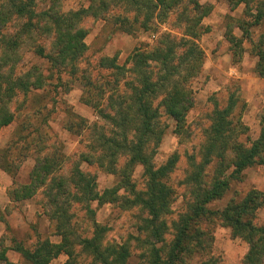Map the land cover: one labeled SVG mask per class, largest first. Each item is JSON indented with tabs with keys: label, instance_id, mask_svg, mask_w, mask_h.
Returning a JSON list of instances; mask_svg holds the SVG:
<instances>
[{
	"label": "trees",
	"instance_id": "16d2710c",
	"mask_svg": "<svg viewBox=\"0 0 264 264\" xmlns=\"http://www.w3.org/2000/svg\"><path fill=\"white\" fill-rule=\"evenodd\" d=\"M39 1L0 0V90L2 84H7V95L16 89L40 90L46 84L45 77L35 66L25 72L28 80L10 77L11 69L21 61L24 49L31 50L55 69L59 82H62V74L74 75L77 72L75 64L80 62L88 49L83 43L86 32L81 29V23L87 17L104 21L111 10L119 8L131 13L142 30L154 33L158 39L150 51H134L128 58L129 67L126 69L118 66L115 58L104 57L99 64L101 69L114 68L116 71L106 92L102 87L95 86L100 98L93 106L99 110V119L105 122L106 127L102 126V132L94 135L91 150L81 156L80 162L96 165L103 172L119 178L118 182L114 187L98 193L95 191V177L84 173L78 165L71 169L68 178L52 177L60 160L55 157L56 154L47 153L31 171L29 183L9 198L15 202L31 199L39 189L45 188V182L50 177L45 194H50L48 203L51 208L46 210L45 205L42 208L53 222L61 242L53 244L48 239L38 240L33 249L15 243L10 250L19 253L24 264H50L62 253L72 259L75 245L80 248V254L90 257L94 264H127L135 250H140L139 264H188L187 259L194 254L210 251L211 239L198 227L208 216H216L231 230L232 239L240 238L247 243L248 250L242 264H264V225L251 223L254 212L264 203L263 193L252 190L237 201L231 200L220 211L207 209L208 204L219 200L228 190L230 179H241L242 172L254 166L262 167L264 172V106L258 112L259 136L248 145L239 141L248 128L239 116L236 120L233 118L238 97L229 95L225 107H219L214 101V109L209 115L210 125L204 130L200 161L195 162L190 157L191 171L183 181L191 187L192 201L187 211L170 225L165 218L173 203L172 190L165 186L164 181L173 172L178 155H171L157 167L153 162L167 128V124L160 119L162 115L174 122L176 136H181L188 129L186 117L194 106L190 86L200 74L204 60L197 40L209 31L208 28L203 31L200 23L210 13V6H200L196 0L188 1L191 8L183 5L175 25L182 28V33L180 40H176L168 33L159 34L153 22L166 23L171 12L183 0H88L86 7L68 12L62 11V0H49L44 8L39 7ZM230 1L233 2L230 10L244 5V18L229 17L223 36L229 44L231 63H240L244 54L243 43L248 42L251 54L257 58L253 72L264 78V31L256 39L251 36V29L264 30V0ZM234 29L240 31V37L233 34ZM10 59L9 70L3 71V64L9 63ZM122 70L132 78L126 84L129 91L127 94H116V99H113L118 81L124 77ZM86 74L85 70L80 71L84 80ZM86 85L90 83L85 84L88 88ZM104 94H107L108 110L100 111ZM83 101L92 103L89 99ZM1 106L0 129L15 119L4 104ZM121 157H125L123 168H127L126 173L116 169V162ZM136 166L142 167L146 179L143 192L137 191L131 184ZM211 166L213 172L208 173L207 169ZM60 196H64L63 202ZM94 202L97 206L116 204L124 211L139 210L144 216L137 218L138 236L120 244L107 243L105 233L108 229L93 223L91 236L76 237L66 205H84L88 214L93 216L95 211L91 205ZM2 219L0 212V222ZM169 229L173 230L174 236L167 248L165 243ZM6 249L0 250V264H12L6 256ZM200 264L214 263L204 261Z\"/></svg>",
	"mask_w": 264,
	"mask_h": 264
},
{
	"label": "rangeland",
	"instance_id": "374dc122",
	"mask_svg": "<svg viewBox=\"0 0 264 264\" xmlns=\"http://www.w3.org/2000/svg\"><path fill=\"white\" fill-rule=\"evenodd\" d=\"M48 1L40 0L39 7H46ZM188 1L183 0L171 12L166 23L153 22V27L158 28L159 34L168 33L176 40H180L182 28L175 26L176 18L183 5L191 8ZM196 1L200 6H210L208 7L210 13L200 23L203 31L206 28L209 31L197 40L199 48L204 53V60L200 74L190 86L194 94V106L186 117L188 129L181 136H176L174 122L162 115L160 119L167 124V128L153 160L157 167L171 155H178L173 172L164 181L165 186L172 190L173 203L165 218L169 225L187 211V206L192 201L191 187L183 181L191 171L190 157L195 162L200 161L201 146L205 141L204 130L210 125L209 115L214 109V101L218 102L219 107H225L229 95L234 94V97H238L233 118L236 120L239 116L243 125L248 128L246 135L239 138L240 142L248 145L259 135L258 112L264 106V78H259L253 72L257 58L250 52V43H243L244 54L241 61L233 65L228 51L229 44L223 37L229 17L244 18V5L241 4L234 10H230L233 2L229 3L228 0ZM87 4L88 0H62L61 9L64 12L77 11L81 7H86ZM81 27L86 32L83 43L88 49L80 62L75 64L77 72L74 75L62 74V82H59L57 80L59 74L55 69L50 68L46 61L35 56L31 50L24 49L21 61L17 66L12 67L10 77L28 80L25 72L35 66L45 77L46 84L40 90L16 89L10 95H7L8 91L5 90L8 85H1L0 107L4 104L8 113L15 117L8 126L0 129V212L3 218L0 222V250L7 248L6 256L12 264H24L21 255L10 250L15 243H20L27 249H33L38 240L49 239V236L55 233L53 222L49 220L47 214H44L42 208V205L47 206L46 210L51 208L48 203L50 194H45L50 177L45 182V188L39 189L31 200L21 203L9 198V195L29 183L31 171L39 162L41 163L44 155L56 154L55 157L62 161V166L58 167L61 165L59 162L52 177L68 178L71 169L78 165L84 173L95 177V191L98 193H102L106 188L114 187L119 180L103 172L96 165L89 166L80 162L81 156L88 154L91 150L94 135L102 132V126L106 127L105 122L99 119V110L93 106L100 98L95 92V86L102 87L106 92L109 89V81L116 71L114 68L101 69L99 64L102 58L107 57L115 58L116 64L123 69L129 67V56L137 50L150 51L155 46L158 36L142 30L140 24L133 20L131 13H126L119 8L111 10L104 21L87 17L82 21ZM251 30L252 39H256L264 31L262 28ZM233 34L236 37L241 35L238 29H234ZM11 61L10 59L9 63L3 64V71L9 70ZM82 70L87 73L86 80L80 77ZM122 72L124 77L118 81V90L113 95V99L129 91L126 84L132 81V78L125 73V70ZM86 82L90 83L89 86L86 85L88 88H85ZM237 88L240 89L239 92ZM106 95L100 102V111L108 110ZM83 99H89L92 103L85 102ZM159 100L154 102V106ZM242 103L245 104L244 109ZM124 158L121 157L116 162V169L121 173L127 171L126 167L123 168ZM133 169L131 184L137 191L143 192L146 189L143 169L141 166ZM207 172L212 173L213 167H209ZM252 190L264 194V172L260 166L244 170L239 180L230 179L228 190L219 200L208 204L207 209L213 212L220 211L231 200L237 201ZM60 197L63 202L64 196ZM66 206L67 214L72 217L71 226L76 237L91 236L93 223H97L108 229L105 233L107 243L120 244L130 237H137L136 227L139 221L137 218L144 216L137 209L124 211L116 204L97 206L94 202L91 205L95 211L93 216L88 214L84 205L68 204ZM40 214L43 218L39 217ZM251 223L257 226L264 225V203L254 212ZM198 228L211 239L210 251L194 254L187 259L188 264H200L204 261H212L214 264H242L247 250L243 256L242 254L245 248L248 249L247 243L240 238L232 239L231 230L224 226L218 217L208 216ZM173 236V230L169 229L165 247H169ZM55 240L57 241V238H53V241ZM138 251L140 250H135L129 264H139L138 253L140 252ZM52 264H94V262L90 257L80 254V248L75 245L72 259L61 255Z\"/></svg>",
	"mask_w": 264,
	"mask_h": 264
},
{
	"label": "crops",
	"instance_id": "0c3cea01",
	"mask_svg": "<svg viewBox=\"0 0 264 264\" xmlns=\"http://www.w3.org/2000/svg\"><path fill=\"white\" fill-rule=\"evenodd\" d=\"M234 72V71H233ZM235 73V72H234ZM260 131V130H259ZM259 136V135H258ZM258 138V137H257ZM256 138V139H257ZM255 139V140H256ZM109 175H111V174H109ZM112 176V175H111ZM113 178H115L114 176H112ZM107 189V188H106ZM105 190V189H104ZM29 200H31V199H29ZM29 200H24V201H21V203H23V202H26V201H29ZM110 203H105L104 205H109ZM111 205V204H110ZM42 215H43V213H42ZM39 217H42L41 216V214L39 215ZM43 218V217H42ZM49 221V220H48ZM49 224H51L50 222H49ZM53 238H57V241L55 240V241H53ZM50 239V240H49ZM49 241L51 242V243H53V244H59L60 242H61V237L60 236H58L56 233H52V235L51 236H49ZM59 240V241H58ZM246 250H248L247 248H245L244 249V252H243V254H242V256L245 254V252H246ZM61 255H64V256H66V258H68V256L67 255H65L64 253H62V254H60L59 256H61ZM58 256V257H59ZM57 257V258H58ZM133 257V256H132ZM132 257L128 260V262H127V264H129V262H130V260L132 259ZM57 258H55V259H57ZM54 259V260H55ZM69 259V258H68ZM54 260H52L51 261V263L50 264H52V262L54 261Z\"/></svg>",
	"mask_w": 264,
	"mask_h": 264
}]
</instances>
